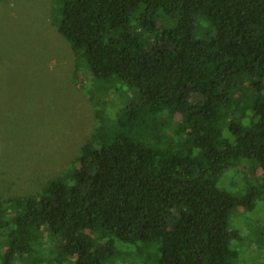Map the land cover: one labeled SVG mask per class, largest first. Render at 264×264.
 Listing matches in <instances>:
<instances>
[{"label":"trees","instance_id":"16d2710c","mask_svg":"<svg viewBox=\"0 0 264 264\" xmlns=\"http://www.w3.org/2000/svg\"><path fill=\"white\" fill-rule=\"evenodd\" d=\"M59 1L74 54L134 95L97 111L67 170L0 199V264H103L117 242L156 264H234L229 212L264 191V0ZM241 159L263 183L218 187Z\"/></svg>","mask_w":264,"mask_h":264},{"label":"rangeland","instance_id":"374dc122","mask_svg":"<svg viewBox=\"0 0 264 264\" xmlns=\"http://www.w3.org/2000/svg\"><path fill=\"white\" fill-rule=\"evenodd\" d=\"M60 10L59 0H0L3 202L35 193L47 179L67 170L100 122L97 111L108 116L134 95L115 76L96 78L85 58L74 54L56 29ZM166 17L158 16V24L170 25L173 19ZM198 24L199 31L205 30ZM249 117L247 113L244 121ZM260 175L255 161L241 159L221 173L217 186L242 194L263 183ZM229 228L234 231L230 246L237 251L234 264H264V191L253 209L230 210ZM139 247L138 242H117L114 257L103 264H156L152 258L157 250Z\"/></svg>","mask_w":264,"mask_h":264}]
</instances>
